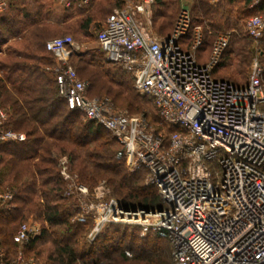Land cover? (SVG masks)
Returning a JSON list of instances; mask_svg holds the SVG:
<instances>
[{"label":"built area","instance_id":"built-area-1","mask_svg":"<svg viewBox=\"0 0 264 264\" xmlns=\"http://www.w3.org/2000/svg\"><path fill=\"white\" fill-rule=\"evenodd\" d=\"M66 8L89 0H61ZM264 4L255 0L254 5ZM156 0L126 2L116 8L97 33L105 59L119 65L136 92L150 98L172 131L166 138L143 116L117 110L108 98L91 97L90 83L71 65L74 40L59 37L46 43L59 66L53 69L59 95L71 110L110 132L120 146L117 159L131 172L146 171L164 208L130 209L109 196L104 186L90 190L72 173L67 156L56 158L66 184V198H75L95 223L94 242L111 225L139 226L172 245L173 264H264V83L255 64L247 85L218 79L214 72L229 47L230 34L214 41L210 59L199 63L206 41L202 26H193L184 8L173 32H153ZM9 0H0V14ZM250 38L264 36V12L246 24ZM10 112L0 99V147L27 141L25 132L7 127ZM92 196L93 204L86 198ZM13 192L0 194L7 208ZM39 232L23 224L16 234L21 246ZM0 264H43L22 253L9 257L0 241Z\"/></svg>","mask_w":264,"mask_h":264},{"label":"rangeland","instance_id":"rangeland-1","mask_svg":"<svg viewBox=\"0 0 264 264\" xmlns=\"http://www.w3.org/2000/svg\"><path fill=\"white\" fill-rule=\"evenodd\" d=\"M56 1L57 0H18L13 2L17 8L15 11L16 13L13 12L11 17L19 16L23 18L22 13L30 12L35 15L40 12L42 24L46 26L45 33L47 34V42L54 38L71 36L74 40L72 64L78 69L79 75L84 81L89 82L87 78L88 73L96 71L97 69L101 72L102 66L113 72L117 70L116 66H109L102 62L104 56L98 46L96 36L97 32L102 28L107 16L118 6V2H122L123 0H89L86 4H75L72 8H66L63 5L64 8L61 9H56ZM137 1L138 0H124L125 3L130 2L132 4H136ZM220 1L221 0H160L161 5L156 8V13L154 12L153 32L158 37H164L163 35L172 33L179 14L186 8L190 11L192 20L194 19L195 24H200L203 30L208 34V41L204 48V53H202L203 51L197 52L198 58L204 55V57L208 58L211 55V48L217 37L230 34L229 51L224 60L227 63L224 67H218L216 69L217 76L244 85L248 83L255 64H258L263 70L262 81L264 83V37L255 40L250 38L246 31L247 21L258 12L248 7V5L244 3V0ZM88 20H90V22ZM18 43H21V41ZM18 43H11L13 45H8V47H6V52L0 54L1 64L10 59L6 56V53L9 52L8 48H10V52L17 48L20 49ZM34 58L35 60L30 62L34 67L45 70L48 73L52 71L54 60L46 51L37 53L34 55ZM242 61H245V63H242ZM89 63H92V65ZM115 72L121 77L123 75L122 78L128 81V88L130 91H125L126 93H124L132 98L135 105L133 108H128L121 101L115 99L117 110H127L133 116H143L150 120L153 129L163 130L159 121V114L155 110L153 103L146 97L140 96L134 92L132 81L128 74L127 76L120 71ZM4 76L5 72L0 69V79L4 78ZM114 88L119 89L116 86ZM91 94L94 96L109 97V95L103 91L95 88L92 89ZM9 95L10 97H14V92L10 87L6 89L5 97ZM111 98L114 97L111 96ZM4 107L10 112L9 105H4ZM137 107H140V109L137 110ZM79 121L85 122L82 117H80ZM91 141L92 142L86 147L76 149V155L84 152L79 161L86 159V157L90 161L89 157L92 153H97L99 156L104 157L103 161H100L101 164L117 167L120 169L121 176L122 174H128L131 177H140V180L131 183L134 189L132 193L126 188L122 191H116L114 186H117L120 176H112L104 171H98V178H94L91 175L90 181L86 183L82 179L79 163L71 161V154H69V152L68 154L70 156L67 157L70 160L72 173L78 176L80 183H85L84 185L91 191L99 186H104L110 197L127 204L133 203L135 207H138L137 203L144 198L153 199L157 196V191L152 186L147 185L146 171L131 172L124 163L117 161L115 158L117 146L108 132L104 133L99 140L92 137ZM58 157L61 156L54 152L53 159L56 160ZM97 162L99 161L97 160ZM88 170V173L93 172L91 166ZM110 179L113 180L110 181ZM61 180L63 181V179ZM115 181L117 182L114 183ZM63 184V189L56 194L58 197L62 198L61 201H55V198L52 196L49 199L50 201L45 199L42 200L38 194H33L34 204L30 207H26L29 209H25L27 210L25 218L23 219L20 216L14 224L9 226L6 225V227L4 226L5 233L0 239L4 241L9 253L15 256L22 253L27 258L39 260L43 264H59L56 261L57 257L54 253L59 246L67 244L76 251L79 256V262L84 264L83 262L90 260L89 254L92 250L95 254H99L104 244H106L107 238H109L107 235L108 232L116 230L120 235L125 233V239L124 242L119 245V249L116 250L117 252L115 251V253L111 255L112 259H114L111 264H149L151 258L154 257V248L158 246L166 250L163 249L165 252L161 254L160 262L163 264H167L168 262L169 264H173L170 243L166 240L159 239L152 231L145 232L139 226L111 225L107 227L96 241L90 242L89 234L94 227V217L92 213L89 215L84 214L77 199L64 197L63 192L66 188L64 181ZM8 186V184L4 185L1 189L2 193L11 192L9 188H14ZM7 188L8 190L6 191ZM137 192L140 196L136 195L135 197ZM86 201L89 205L94 203L92 196L86 198ZM47 202L51 205H61L59 210H61L64 215H69L70 213H68V210L72 208L73 212L70 214L72 216L70 220L71 224H77L79 228L70 225L52 227L42 216L44 212L43 204ZM11 206L12 205H9L4 210H11L9 209L12 208ZM23 224H28L39 232L38 235L31 239V242L25 246L18 244L15 238L18 230ZM113 236L115 237V235ZM113 236L111 235L110 238ZM35 240L38 242L33 245L32 243ZM31 244L33 246H29ZM114 245L115 244L111 246L114 247ZM120 253H124L126 258H122ZM103 260L106 264L109 263L108 260ZM90 264L96 263L91 262Z\"/></svg>","mask_w":264,"mask_h":264},{"label":"trees","instance_id":"trees-1","mask_svg":"<svg viewBox=\"0 0 264 264\" xmlns=\"http://www.w3.org/2000/svg\"><path fill=\"white\" fill-rule=\"evenodd\" d=\"M16 1L18 0H9V9L5 13L0 14V54L6 52V47H8V45H13L11 43L8 44L9 39L15 36L19 37L21 33H24L21 43H18L19 41L16 42L19 44L20 49L17 48L10 52V48H8L9 52L6 53V56L10 58L9 61L2 64L0 63V69L5 72L4 78L0 79V99L3 105H9L10 118L7 127L18 132H25L28 138L24 143H9L0 147V194L2 193L1 189L5 184H8V187H14L12 189L9 188V190L15 194L14 199L8 202V205H12V208H9L11 210L0 209V237L5 233L4 226L6 227V225L9 226L14 224L20 216L23 219L25 218L27 213V210L25 209H29L26 207H30L34 204V198L32 197L33 194H38L42 200L45 199L50 201L49 199L51 196L55 198V201L62 200V198L56 195L63 189L64 184L61 180L62 178L60 176L59 168H57V161L53 159L54 152L59 156L66 155L69 157V154H71V161L79 163L82 179L86 183L90 181L91 175L94 178H98V171H104L112 176H120L117 186H114L116 191H122L126 188L132 193L134 192V189L131 186V183L140 180V177H131L128 174H122L121 176L120 169L117 167L101 164L100 161H103L104 157L99 156L97 153H92L89 157L90 161L87 157L86 159L79 161L84 152L76 155V149L86 147L92 142V137L99 140L102 138V135L108 131L101 128L96 123L86 120L81 112L71 110L64 98L59 95L53 73V69L59 66V62L52 53L46 50V26L42 24V18L39 14L40 12L35 15L30 12H21L23 18L19 16L11 17L13 12L16 13L15 11L17 7H15L13 3ZM224 1L225 0H221L220 2ZM254 2L255 0H244V3L248 5V7H251L258 12L256 15L264 12V4L254 5ZM124 5L125 2L123 0L122 2H118L116 8H122ZM160 5V0H156L155 13L156 8ZM88 21L90 22V20ZM199 25L200 24H195L193 19V26ZM170 34L171 33L163 36H169ZM205 35V44L198 52L203 51L202 53H204V48L208 41V34L206 31ZM5 45L7 46L3 48ZM44 51H46L54 60V63L52 64L53 69L50 73L45 70H40L30 64L31 61L35 60L34 55ZM228 51L229 47L222 62L218 66L219 68L226 65L227 62L224 60ZM204 56L201 58L197 57L199 63L206 64L208 62L210 56L208 58ZM72 57L70 63L79 74L78 69L72 64ZM102 62L109 66H116L117 70L115 71H120L123 74H126L119 65L107 61L105 57ZM243 62L245 63V61H242V63ZM89 64L92 65V63ZM115 71L113 72L102 66L101 72H99L98 69L89 72L87 77L90 83L89 95L91 97L108 98L113 102L115 108L117 106V103L115 102L116 100L121 101L128 108H133L135 105L132 98L125 94V91H130L128 88V81L122 78L123 75L121 77ZM214 76L218 79L230 81L239 87L247 85L239 84L227 78L218 77L216 70ZM130 79L132 81V88L134 92H136L133 80L131 77ZM115 86L119 89H115ZM9 87L14 92V97H10V95L5 97V91ZM93 88L103 91L109 95V97L92 95L91 91ZM111 96L114 98H111ZM147 99L153 103L150 98ZM154 108L157 111L155 105ZM136 109L138 110L140 107H137ZM80 117L84 118L85 122H80ZM148 121L151 125L150 120ZM159 121L163 130L156 129V132L163 134L167 138L172 130L165 125L161 118H159ZM108 133L111 135L110 132ZM111 137L117 146L115 151V158L117 159V153L120 150V146L112 135ZM97 160L99 162H97ZM117 161L119 162L121 160L117 159ZM121 162L124 163L123 161ZM90 166L93 171L92 173H88ZM111 180L113 179H110V181ZM116 182L117 181L114 183ZM153 188L157 191V196L153 199L147 197L144 198L137 203L138 207H135L133 203L127 204L123 201L120 202L123 206L130 209L140 207L148 211H157L159 208L163 209L164 204L159 192L155 187ZM7 190L8 188L6 191ZM136 195H139L138 192L135 194V197ZM43 206L44 212L42 216L52 227H64L70 225L79 228L77 224H71L70 220L72 216L70 214L73 212L72 208L68 210V213H70L69 215H64V213L59 210L61 205H51L47 202L43 204ZM117 233L116 230L113 232L109 231L107 234L109 238H107L106 244H104L99 254H95L92 250L89 254L90 260L83 263L90 264L92 262L96 264H106L103 262V259H105L109 261L108 264H111L112 260H114L111 255L119 249V245H121L125 239V233L122 235ZM111 235H115V237L113 236L110 238ZM158 238L166 240L160 237ZM0 241L4 245L9 257H14L15 255L9 253L7 250L4 241L2 239H0ZM166 241L170 243L169 240ZM37 242L38 241L35 240L32 244L35 245ZM32 244L29 246H33ZM113 244H115L114 247H112ZM170 246L172 254L171 243ZM163 249L165 250V248L160 246L154 248V257L151 258L149 264H163L160 262L161 254L166 251ZM54 254L57 257L56 261L59 264H82L79 262V256L76 251L67 244L59 246ZM121 256L122 258H126L124 253L121 254ZM171 258L173 259L172 255ZM167 264H169V262Z\"/></svg>","mask_w":264,"mask_h":264},{"label":"crops","instance_id":"crops-1","mask_svg":"<svg viewBox=\"0 0 264 264\" xmlns=\"http://www.w3.org/2000/svg\"><path fill=\"white\" fill-rule=\"evenodd\" d=\"M55 5H57L56 9L64 8L61 0H57L55 2ZM23 35H24V33H21V35L19 37H16V36L12 37L11 39H9L8 44L13 43V42L16 43L18 41H21ZM6 46L7 45H5L3 48H5Z\"/></svg>","mask_w":264,"mask_h":264},{"label":"water","instance_id":"water-1","mask_svg":"<svg viewBox=\"0 0 264 264\" xmlns=\"http://www.w3.org/2000/svg\"><path fill=\"white\" fill-rule=\"evenodd\" d=\"M158 210L161 211V208H159Z\"/></svg>","mask_w":264,"mask_h":264}]
</instances>
